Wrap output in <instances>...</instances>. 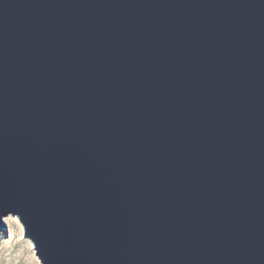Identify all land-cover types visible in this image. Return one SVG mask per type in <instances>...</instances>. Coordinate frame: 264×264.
I'll return each instance as SVG.
<instances>
[{"label": "water", "instance_id": "obj_1", "mask_svg": "<svg viewBox=\"0 0 264 264\" xmlns=\"http://www.w3.org/2000/svg\"><path fill=\"white\" fill-rule=\"evenodd\" d=\"M8 215L39 264H264V0H0Z\"/></svg>", "mask_w": 264, "mask_h": 264}, {"label": "rangeland", "instance_id": "obj_2", "mask_svg": "<svg viewBox=\"0 0 264 264\" xmlns=\"http://www.w3.org/2000/svg\"><path fill=\"white\" fill-rule=\"evenodd\" d=\"M1 222L5 226L6 233L1 231L0 264H37L32 244L23 239V234L21 235L13 216L2 217Z\"/></svg>", "mask_w": 264, "mask_h": 264}, {"label": "bare ground", "instance_id": "obj_3", "mask_svg": "<svg viewBox=\"0 0 264 264\" xmlns=\"http://www.w3.org/2000/svg\"><path fill=\"white\" fill-rule=\"evenodd\" d=\"M13 220L18 224L20 233L22 235L23 234V228H22V226L20 225V223L18 222V220L15 217H13ZM36 262H37V264H39L38 260Z\"/></svg>", "mask_w": 264, "mask_h": 264}]
</instances>
